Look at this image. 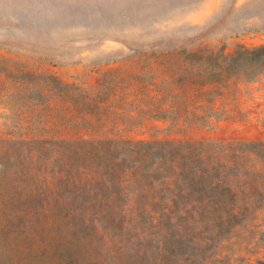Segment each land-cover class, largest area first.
<instances>
[{"label": "rangeland", "instance_id": "obj_1", "mask_svg": "<svg viewBox=\"0 0 264 264\" xmlns=\"http://www.w3.org/2000/svg\"><path fill=\"white\" fill-rule=\"evenodd\" d=\"M262 44L264 0H0V264H67L57 244L72 220L59 205L71 204L47 184L59 139L168 142L178 148L154 159L232 173L218 158L264 143V70L219 78L207 68ZM252 149L242 162L263 163L262 146ZM242 179L255 186L236 198L184 194L207 183L182 174L141 181L124 205L150 211L105 222L167 240L157 263L264 264V171Z\"/></svg>", "mask_w": 264, "mask_h": 264}, {"label": "trees", "instance_id": "obj_2", "mask_svg": "<svg viewBox=\"0 0 264 264\" xmlns=\"http://www.w3.org/2000/svg\"><path fill=\"white\" fill-rule=\"evenodd\" d=\"M207 69L213 72L212 77L239 74L254 78L264 70V44L253 48L237 47ZM57 145L59 148L54 149L59 162L57 175L47 184L54 185L51 187L55 188L56 200H70L66 204L71 205H59L65 211V220H72L70 231L67 230L70 237L65 236L66 240L57 244L58 252L68 259L67 264H167L162 259L157 263L150 258L155 252L163 255L167 240L151 245L145 236L130 237L125 227L110 226L105 222L107 219H126L132 211H136V216L150 211L146 205L138 209L124 205L129 188L141 181L144 184L148 180L144 186L148 189L152 182H176L182 174L183 182L207 183L205 188L186 189L184 194L203 193L207 198L230 195L236 198L243 192L250 195L255 186L242 177L264 171V162L245 165L241 160L245 155L256 154L252 147L262 146L264 151V143L261 142L239 143V147L244 149L238 153L233 150L232 161L218 158L220 161H216V165L221 172L232 173L216 178H211L215 169L213 165L195 168L178 159L167 160L164 156L154 159L157 149L169 151L178 148L168 142L59 139ZM120 147L126 148L127 153L115 156L113 151ZM212 207L205 205L203 209L212 211ZM189 210L185 207L180 213H188ZM49 212L42 214L48 217ZM161 213L165 214L164 211ZM171 228L170 225L168 229ZM166 236L169 233H165Z\"/></svg>", "mask_w": 264, "mask_h": 264}]
</instances>
